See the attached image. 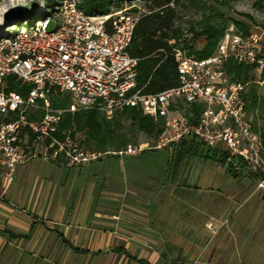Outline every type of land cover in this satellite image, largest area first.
Here are the masks:
<instances>
[{
    "label": "built area",
    "instance_id": "1",
    "mask_svg": "<svg viewBox=\"0 0 264 264\" xmlns=\"http://www.w3.org/2000/svg\"><path fill=\"white\" fill-rule=\"evenodd\" d=\"M55 2L52 29L46 28L47 14L28 24H9L0 35V174L5 182L28 158L59 156L67 164L80 165L106 153L83 147L67 132L57 136L60 112L95 109L110 117L125 107H136L162 123L153 147L193 136L256 173L255 187L264 195V147L244 109L246 83L232 79L225 70L227 62L250 66V80L264 86V28L242 34L230 27L203 58L187 54L180 38L166 40L178 83L143 92L135 84L136 58L126 51L139 13L89 14L79 0ZM8 75L15 87H30L23 94L6 90ZM56 92L69 94L64 110L50 105ZM192 105L200 106L196 115L189 111ZM144 146L126 144L113 153Z\"/></svg>",
    "mask_w": 264,
    "mask_h": 264
},
{
    "label": "crops",
    "instance_id": "2",
    "mask_svg": "<svg viewBox=\"0 0 264 264\" xmlns=\"http://www.w3.org/2000/svg\"><path fill=\"white\" fill-rule=\"evenodd\" d=\"M136 152L80 165L34 157L10 182L0 174V264H264V219L224 222L225 201L241 189L202 205L184 176L197 155L167 161L184 176L182 193L149 188L118 157ZM240 172L232 176L252 177Z\"/></svg>",
    "mask_w": 264,
    "mask_h": 264
},
{
    "label": "trees",
    "instance_id": "3",
    "mask_svg": "<svg viewBox=\"0 0 264 264\" xmlns=\"http://www.w3.org/2000/svg\"><path fill=\"white\" fill-rule=\"evenodd\" d=\"M142 1L143 10L133 27L126 51L136 58L135 84L141 87L143 92H156L178 83L175 62L170 53L171 45H168L166 40L180 38L187 54L203 58L213 52L228 23L233 25L236 32L245 34L252 22V17L247 13H240L244 18L229 15L230 6L224 0ZM106 4L107 0H83L79 6L86 13L103 14L107 12ZM189 10L197 13L198 18L187 19L186 26L183 27L180 24L182 12ZM40 17L42 15L35 14L33 19ZM9 24H14V21ZM225 68L227 73H232L233 77L241 81L252 79L250 66L227 62ZM6 79L8 80L6 90L14 89L23 94L30 87V84L15 87L10 75ZM243 100L245 111L251 112V129L257 133L264 147V95H259L254 83H250L243 94ZM65 104L66 100L59 92L53 93L50 97V105L53 108H63ZM189 111L196 115L200 111V106L192 105ZM185 113L187 115V109ZM161 128L160 119L153 120L136 107H125L110 117H105L95 109H78L59 114L56 135L60 136L63 131L75 138V134L80 133L82 135L81 139H78L80 145L105 152L121 150L126 144L134 142L136 131L156 137ZM164 147L170 149L173 166H176L182 157L189 155L212 159L222 167L228 159L223 150L211 148L193 136L182 137ZM224 171L232 175L239 173L229 168L228 163ZM245 172L255 180L258 179L256 173L249 170Z\"/></svg>",
    "mask_w": 264,
    "mask_h": 264
},
{
    "label": "rangeland",
    "instance_id": "4",
    "mask_svg": "<svg viewBox=\"0 0 264 264\" xmlns=\"http://www.w3.org/2000/svg\"><path fill=\"white\" fill-rule=\"evenodd\" d=\"M81 1L83 0H79V4ZM224 1L230 6L228 12L229 15L244 18L240 15V13H247L252 17V22L248 29L255 27L264 28V0ZM20 3H24L25 13L12 16L7 20L4 25H0V35L2 34L4 28H7L6 26H9V23L14 21V24L18 25L17 21H23L24 24H28L32 21L33 16L35 14L42 15V17L48 14L49 21L46 28L49 30L54 27L55 23L54 20H52V18L50 17V12L53 9L52 6H54V4L56 3L55 0H0V8ZM106 6L107 12L105 13L123 10L124 12H132L138 14L143 10V1L107 0ZM197 18V13L195 14L192 10L184 11L182 12L180 24L185 27L187 19L195 20ZM230 27H232V29L235 31L233 25L231 23H228L224 32ZM228 74L232 79H237L233 77L232 73ZM244 83H246L245 87L247 90V86L250 83L254 82L249 79L244 81ZM254 85L256 86L257 93L259 95H264V86H259L255 83ZM61 94L66 100V104L63 108L57 109L64 110L70 102V97L67 92H63ZM246 114L250 120L251 125V112L246 111ZM157 136L154 137L153 135H146L142 132H135V141L131 142L130 145L138 146L140 144L145 143L146 146L139 148L138 152H136L134 155L118 156L123 161L124 170L126 168L127 159V162L132 163L138 170V179L140 180L139 182L147 184V186L152 189L165 190L170 188L171 186L174 188L175 194L182 193L180 184L185 176L187 178V181H189L190 183H196L200 187V199H197V201L200 200V203L202 205L207 204L208 199H212V202L220 203V200L224 198L222 195L227 189L237 188L236 190L238 191L241 189L238 195L235 194L232 197L233 201L230 199L225 201L226 213L224 215V222L231 221L233 216L235 218L243 217L244 222L249 223L258 222L264 219V195H262L259 190L254 191L255 181L253 180V177H249L247 175L232 176V174L225 172L224 167L220 166L216 161L212 159H203L200 156H196L197 159L196 162H194L195 166L192 168L191 171L186 170L187 172L184 176H180V174H175V170L172 171L171 168L169 170L167 169V161H171L170 149L167 147H153L156 142ZM81 137L82 135L80 133L75 134V139L77 141L78 139H81ZM108 158L109 156L107 154H103V156L98 161H105ZM244 171H246V169H241V172ZM147 175H149L150 177L147 178ZM123 180H126L125 174ZM170 198L174 199V196H171ZM175 202V204H177V201Z\"/></svg>",
    "mask_w": 264,
    "mask_h": 264
},
{
    "label": "water",
    "instance_id": "5",
    "mask_svg": "<svg viewBox=\"0 0 264 264\" xmlns=\"http://www.w3.org/2000/svg\"><path fill=\"white\" fill-rule=\"evenodd\" d=\"M25 13V5L23 4H12L8 7L0 8V25H4L9 18L12 16L20 15ZM234 161L237 162V158H234ZM228 162V160H227ZM227 162H225L224 167H226Z\"/></svg>",
    "mask_w": 264,
    "mask_h": 264
},
{
    "label": "flooded vegetation",
    "instance_id": "6",
    "mask_svg": "<svg viewBox=\"0 0 264 264\" xmlns=\"http://www.w3.org/2000/svg\"><path fill=\"white\" fill-rule=\"evenodd\" d=\"M227 163L229 164V168L234 169V172H240L241 169H244L238 160L235 162L234 159H229Z\"/></svg>",
    "mask_w": 264,
    "mask_h": 264
}]
</instances>
